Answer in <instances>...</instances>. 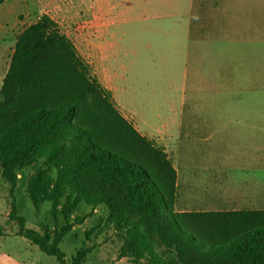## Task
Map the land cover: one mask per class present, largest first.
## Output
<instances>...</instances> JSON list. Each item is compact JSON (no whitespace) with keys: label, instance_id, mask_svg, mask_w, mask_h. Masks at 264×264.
I'll use <instances>...</instances> for the list:
<instances>
[{"label":"rangeland","instance_id":"rangeland-1","mask_svg":"<svg viewBox=\"0 0 264 264\" xmlns=\"http://www.w3.org/2000/svg\"><path fill=\"white\" fill-rule=\"evenodd\" d=\"M41 14L112 90L122 116L164 148L177 174L175 212L264 209V161L255 164L264 139L242 133V121L264 118V0H20L0 30V86L17 37ZM39 168L42 160L18 169L11 187L0 167V264H57L9 218L13 202L27 228L63 225L61 205L54 218L49 202L36 209L29 198ZM105 216L103 206L74 209L59 245L66 262L87 247L83 264H154L119 258L122 238Z\"/></svg>","mask_w":264,"mask_h":264},{"label":"trees","instance_id":"trees-1","mask_svg":"<svg viewBox=\"0 0 264 264\" xmlns=\"http://www.w3.org/2000/svg\"><path fill=\"white\" fill-rule=\"evenodd\" d=\"M39 160L45 168L29 178V198L36 209L49 202L54 218L61 205L63 225L27 228L13 202L9 218L57 264H83L90 251L80 248L68 263L59 247L80 203L106 209V223L122 238L119 258L264 264V209L175 212L172 160L122 116L112 91L48 14L17 37L0 86L2 177L13 187L17 170Z\"/></svg>","mask_w":264,"mask_h":264},{"label":"crops","instance_id":"crops-1","mask_svg":"<svg viewBox=\"0 0 264 264\" xmlns=\"http://www.w3.org/2000/svg\"><path fill=\"white\" fill-rule=\"evenodd\" d=\"M19 3H20V0H0V30H1V28H3L6 25L7 21H9V17H11L15 12H17V6ZM207 35H205V37ZM198 37H200V36H198ZM198 37H193V38H198ZM201 38H202V36H201ZM112 94H113V92H112ZM113 97H114V95H113ZM213 121L214 120L211 119V117H209V119H206V121L203 122L206 125L205 130L207 132L210 131V133H211L210 126L212 125ZM242 123L246 124V125H250L248 127H244L242 133L253 134L255 136L256 140L257 139L258 140L264 139V118L255 117L252 119H245V121H242ZM262 151H263V148H260L259 149V155L257 157H255V164H261V162L264 161ZM257 153H258V149H257Z\"/></svg>","mask_w":264,"mask_h":264}]
</instances>
